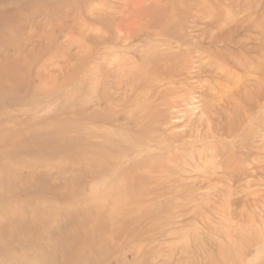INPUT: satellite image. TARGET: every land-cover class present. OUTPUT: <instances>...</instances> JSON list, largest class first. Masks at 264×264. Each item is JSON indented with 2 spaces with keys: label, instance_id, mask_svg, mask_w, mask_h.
Instances as JSON below:
<instances>
[{
  "label": "rangeland",
  "instance_id": "obj_1",
  "mask_svg": "<svg viewBox=\"0 0 264 264\" xmlns=\"http://www.w3.org/2000/svg\"><path fill=\"white\" fill-rule=\"evenodd\" d=\"M0 80V264H66L5 232L37 205L89 264H264V0H0Z\"/></svg>",
  "mask_w": 264,
  "mask_h": 264
},
{
  "label": "bare ground",
  "instance_id": "obj_2",
  "mask_svg": "<svg viewBox=\"0 0 264 264\" xmlns=\"http://www.w3.org/2000/svg\"><path fill=\"white\" fill-rule=\"evenodd\" d=\"M207 67L210 69H213V67H215V65H213V64L211 65V63H210L207 65ZM201 70H206V68L205 67H199V73L204 72ZM9 81H11V80L9 79ZM4 82H6V81L0 80V85L3 84ZM15 89H16V87H12V86L6 87V88L3 87V92L6 94L7 90L9 91V90H15ZM259 96L263 97L264 93L263 94L259 93L258 97ZM247 97L245 98L246 105L250 106L251 103L249 102L250 100L247 99ZM201 113L203 114L204 112H201ZM213 118H214V116H213ZM231 118L232 117H230V119ZM241 118H243V117H241ZM210 122L212 123L213 121H210ZM232 127L234 129L235 126H232ZM222 132L224 133L223 135H227V136L229 135V130L226 128L222 127ZM61 135H62V133L60 132L53 139L41 140L40 142L36 143V146H34V148H37L38 150L42 151L43 153L52 154V156H56L60 153H64L72 162L79 163L78 168H81V170H80V173L78 175H81V177L79 176V178H82V179H84V177L88 176L89 174H93V175L99 174V170H101L103 168V166L107 165V163L109 162V159H107V158H104L105 160L98 162L97 161L98 153L97 152L92 153V152H90V150L88 148H85V149L80 150V151L76 150L75 149V148H77L76 140L63 141L61 139ZM187 137H189V132L181 133L180 135L175 137L173 140L171 139L169 141L172 144L182 145L184 143V140ZM5 141H8V140H5ZM16 148H24V146H22V144H21V145H18ZM52 148H55L56 151L51 152L50 150ZM147 164L148 163H146V166H147ZM149 165H148L149 169L156 170V168H157L156 164L151 163ZM76 178H78V177L77 176L70 177L69 182L75 181ZM134 180L136 181V182H134V185H135V184H138L137 180L140 181L142 179L140 177L139 178L136 177ZM43 188L46 189L45 187H43ZM145 192H146L145 190H142V194H144ZM133 194H134V191L131 188L128 191V195L132 196ZM31 213L32 214L29 213L28 215H33V217H29V216L26 217L25 215H20L19 217L14 218L12 224L10 223V226L5 230V232L12 235L11 237H15V239L13 241L14 244L15 243L16 244H22L28 248L35 247L36 249H38L37 251L40 252L41 250H44L47 246H49L48 244L50 243V244H53L52 248H51L52 252H53V250H56L57 248L62 249L66 252V256H65L66 264H89L88 263L89 257L87 255L86 251L79 250L78 247L75 246V243L77 241H81V242L87 241L89 233L91 232V235L93 233V229H94L93 227H92L93 229L87 228L88 230H86L84 233H81L78 237H76L74 239L73 238H69V239L62 238V239L53 241V243H51L50 241H52V240L48 239V237H46V235L43 233V228L46 226V219L48 218V216L53 215V210L50 209L46 213L40 205H37L36 207L32 208ZM109 229H110V227H109ZM14 244H11L9 248H11ZM50 254H52V253H50ZM8 258H10V257L8 256Z\"/></svg>",
  "mask_w": 264,
  "mask_h": 264
}]
</instances>
